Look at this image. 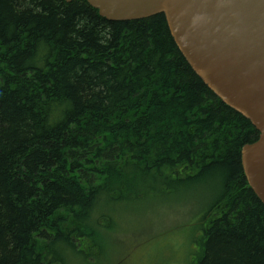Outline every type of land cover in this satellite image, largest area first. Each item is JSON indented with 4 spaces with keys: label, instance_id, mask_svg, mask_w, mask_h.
<instances>
[{
    "label": "trees",
    "instance_id": "1",
    "mask_svg": "<svg viewBox=\"0 0 264 264\" xmlns=\"http://www.w3.org/2000/svg\"><path fill=\"white\" fill-rule=\"evenodd\" d=\"M258 138L163 14L114 22L84 0H0V264L88 259L117 208L206 184L197 264H264V205L241 164Z\"/></svg>",
    "mask_w": 264,
    "mask_h": 264
},
{
    "label": "water",
    "instance_id": "2",
    "mask_svg": "<svg viewBox=\"0 0 264 264\" xmlns=\"http://www.w3.org/2000/svg\"><path fill=\"white\" fill-rule=\"evenodd\" d=\"M84 1L114 22L164 15L196 75L259 132L256 142L242 148L241 164L264 205V0Z\"/></svg>",
    "mask_w": 264,
    "mask_h": 264
},
{
    "label": "rangeland",
    "instance_id": "3",
    "mask_svg": "<svg viewBox=\"0 0 264 264\" xmlns=\"http://www.w3.org/2000/svg\"><path fill=\"white\" fill-rule=\"evenodd\" d=\"M209 193L206 184L126 203L97 227L104 243H87L88 259L73 255L72 264H197L204 248L200 216L216 198Z\"/></svg>",
    "mask_w": 264,
    "mask_h": 264
}]
</instances>
